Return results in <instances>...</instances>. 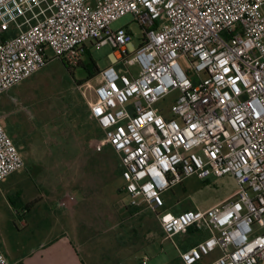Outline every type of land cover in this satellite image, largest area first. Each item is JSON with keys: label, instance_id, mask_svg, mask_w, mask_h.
I'll list each match as a JSON object with an SVG mask.
<instances>
[{"label": "built area", "instance_id": "2783aa9c", "mask_svg": "<svg viewBox=\"0 0 264 264\" xmlns=\"http://www.w3.org/2000/svg\"><path fill=\"white\" fill-rule=\"evenodd\" d=\"M127 15L144 30L138 48L112 28ZM88 41L113 50L89 110L132 204H146L166 238L209 234L180 252L183 264L217 252L208 264H264V0H0V96L52 57L77 67ZM24 167L0 118V184ZM227 175L238 190L221 204L164 210L173 185ZM0 264H12L1 247Z\"/></svg>", "mask_w": 264, "mask_h": 264}, {"label": "rangeland", "instance_id": "374dc122", "mask_svg": "<svg viewBox=\"0 0 264 264\" xmlns=\"http://www.w3.org/2000/svg\"><path fill=\"white\" fill-rule=\"evenodd\" d=\"M112 28L131 32L132 46L139 47L144 30L132 15L114 22ZM86 47L88 55L80 67L66 66L52 57L41 71L11 88L8 94L19 101L11 107V115L3 120L11 139L21 148L18 149L25 167L0 184V201L13 205L12 211L6 210L3 218L0 217V247L10 258L25 257L52 224L51 208L57 209L59 202L73 196L71 207H79L81 223L107 219L111 226L121 223L113 234L133 236V229H137L144 238L150 237L140 249L149 262L177 258V239L165 237L155 213L143 202L138 205L142 204L140 210L144 215H134V208L130 210L132 216L123 215V206L129 207L132 202L123 192L125 182L120 176L117 152L110 146L98 149L96 145L82 150L81 145L87 146L88 138L98 134L97 127L88 118L89 102L95 100L99 72L110 65L113 53L110 46L98 48L90 41ZM180 61L185 69L191 68L186 58ZM83 63L92 72L91 79ZM8 95L1 96L0 103ZM179 95L175 91L156 106L170 107ZM82 154L86 155V161H80L81 157L77 162L65 163ZM237 190V182L231 175L207 180L192 176L163 193L164 210L174 214L186 209L205 211L226 201ZM26 204L35 205V209L24 217L21 212Z\"/></svg>", "mask_w": 264, "mask_h": 264}, {"label": "crops", "instance_id": "0c3cea01", "mask_svg": "<svg viewBox=\"0 0 264 264\" xmlns=\"http://www.w3.org/2000/svg\"><path fill=\"white\" fill-rule=\"evenodd\" d=\"M10 90L8 93L6 92L7 95L10 94ZM8 97L9 98H7L6 101L0 103V118L5 127L6 123L3 120L4 117L6 118L11 115V107L13 104H18L19 101L16 96L8 95ZM88 115L89 120L97 127L98 134L96 137L88 138L87 146L85 143L81 145L83 151H87L88 146L95 147L96 142L102 140L104 137V133L98 123L91 118L90 110ZM85 158L86 155L82 154L79 158L65 163H70L72 161L77 162L79 160L86 161ZM33 169L35 171L36 168ZM64 198L65 196L58 200L61 201ZM61 203L59 202L57 209L51 208L50 217L52 218V224L49 225L47 233L42 240L25 257L10 258L4 253L12 264H183L180 258V252L189 250L191 247L197 245L209 236L207 232H197L190 229L184 234L177 235L174 238L177 239L175 242V246L178 249L177 258H163L161 261L149 262V259L143 258L140 249L147 244L150 237L147 239L144 238L137 229H133V236L113 234L114 231L119 230L117 227L122 225L119 223L117 226H111V221L108 219L105 221L85 220V223H81L78 212L79 207H71L73 203H68L67 206H62ZM6 204L0 201L1 218L5 215L6 210L12 211V202L11 204ZM141 205L142 204H131L129 207L123 206V215L132 216L130 210L133 208L136 210L134 215H142L143 212L140 210ZM144 205L147 207L146 204ZM34 209L35 205L26 204L24 208H22L21 216L25 217L30 215ZM183 211H177L176 214ZM17 215L20 214L18 213ZM23 224L24 226H27L25 221ZM213 255L209 257H212ZM218 256L219 255L213 256L211 259L206 257L201 264H208ZM145 260L146 263H143Z\"/></svg>", "mask_w": 264, "mask_h": 264}, {"label": "trees", "instance_id": "16d2710c", "mask_svg": "<svg viewBox=\"0 0 264 264\" xmlns=\"http://www.w3.org/2000/svg\"><path fill=\"white\" fill-rule=\"evenodd\" d=\"M86 55H88V53H86ZM81 64H82V62L77 66V67H80L81 66ZM64 65H66V66H68L67 64H65L64 63ZM83 66L85 67V68H87L88 69V67H86V65H84V63H83ZM96 70H98L97 68H95V71ZM88 71H89V79H91L92 77H93V74H92V72H90V70L88 69Z\"/></svg>", "mask_w": 264, "mask_h": 264}, {"label": "snow or ice", "instance_id": "6c2138e0", "mask_svg": "<svg viewBox=\"0 0 264 264\" xmlns=\"http://www.w3.org/2000/svg\"><path fill=\"white\" fill-rule=\"evenodd\" d=\"M166 219H170V217H167Z\"/></svg>", "mask_w": 264, "mask_h": 264}]
</instances>
